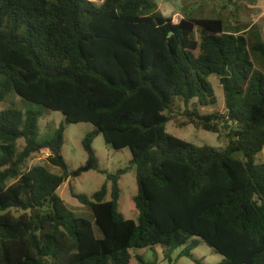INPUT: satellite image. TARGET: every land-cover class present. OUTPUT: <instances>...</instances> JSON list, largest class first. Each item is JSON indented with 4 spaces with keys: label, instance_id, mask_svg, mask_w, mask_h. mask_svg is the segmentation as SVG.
<instances>
[{
    "label": "trees",
    "instance_id": "trees-1",
    "mask_svg": "<svg viewBox=\"0 0 264 264\" xmlns=\"http://www.w3.org/2000/svg\"><path fill=\"white\" fill-rule=\"evenodd\" d=\"M262 63L256 26L232 30L220 18L188 16L175 23L156 0H0V103L13 90L67 123L95 127L83 140L87 163L70 173L64 126L38 141V112H0V264H131V250L157 246L173 264L171 255L194 237L221 264H264V163L256 162L264 150ZM214 77L224 113L203 111L217 104ZM175 112L224 135L227 148L168 134ZM99 135L131 151L128 167L102 171L93 149ZM44 150L62 176L42 165L25 170ZM133 168L138 220L118 210L120 178ZM89 171L106 174V184L73 196L94 221L77 217L56 193ZM193 249L178 257L202 264Z\"/></svg>",
    "mask_w": 264,
    "mask_h": 264
},
{
    "label": "rangeland",
    "instance_id": "rangeland-1",
    "mask_svg": "<svg viewBox=\"0 0 264 264\" xmlns=\"http://www.w3.org/2000/svg\"><path fill=\"white\" fill-rule=\"evenodd\" d=\"M97 4H102L104 0H94ZM159 11L166 17L178 23L184 16L194 18H220L232 30L243 25L256 26L264 40V0H156ZM264 65V63H262ZM264 68V67H263ZM262 71V68H258ZM214 85L217 96V104L204 108L205 113H224L225 101L224 92L218 78L210 79ZM5 82V78L0 75V84ZM175 100H179L176 98ZM8 109H17L23 112L33 110L40 114L36 132L38 141H44L54 137L57 130L62 126L64 130V145L62 156L66 162L68 171L71 173L84 166L88 161V155L83 147L85 137L95 131V127L88 123L72 124L67 123L65 116L60 112L48 110L42 106L28 102L20 98L13 90L8 97L0 103V112ZM168 134L187 141L196 147L208 146L219 151H224L228 146V141L224 135L198 129L188 123L180 113L175 112L170 115V120L166 124ZM25 146L24 140L18 143V151ZM93 149L99 160L100 168L105 173H116L120 169L130 165L132 153L129 149L116 150L106 145L104 138L99 135L93 142ZM1 154V151H0ZM50 153L46 150L33 155L25 165V170L35 166H45L46 169L55 175L62 176L63 170L60 167L51 165L48 162ZM256 162L264 163V150L256 156ZM106 174L89 171L79 177H71L57 191V195L64 202L65 207L73 212L77 217L87 218L94 221L93 213L89 207L80 203L73 194L91 196L101 190L106 184ZM120 199L118 210L126 219L138 220L139 211L135 206L134 198L138 194L136 169L129 170L121 176L119 181ZM97 235L100 230L95 225ZM194 245L192 254L202 264H221L223 257L216 253L211 247L204 244L198 237H194L176 250L172 255L173 264H197L188 257L179 258V254L187 246ZM131 254L141 256L147 262L157 261V264H169L164 259L160 246L147 249H133ZM132 258L131 264H139L136 258Z\"/></svg>",
    "mask_w": 264,
    "mask_h": 264
}]
</instances>
